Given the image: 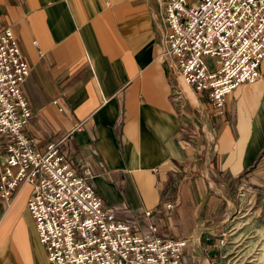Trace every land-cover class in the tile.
<instances>
[{"label":"crops","instance_id":"crops-1","mask_svg":"<svg viewBox=\"0 0 264 264\" xmlns=\"http://www.w3.org/2000/svg\"><path fill=\"white\" fill-rule=\"evenodd\" d=\"M0 16L30 69L24 132L40 148L61 141L118 217L151 210L161 234L188 239L184 264H220L216 214L264 192V57L219 116L158 56L156 0H0ZM31 192L0 200V264H50Z\"/></svg>","mask_w":264,"mask_h":264},{"label":"built area","instance_id":"built-area-1","mask_svg":"<svg viewBox=\"0 0 264 264\" xmlns=\"http://www.w3.org/2000/svg\"><path fill=\"white\" fill-rule=\"evenodd\" d=\"M156 1L164 27L158 56L179 85L224 115L226 97L261 77L264 0ZM29 71L0 16V200H10L24 184L32 187L27 209L49 263L184 264L188 239L161 234L151 210L143 219L118 217L96 191L90 169L73 165L61 141L40 148L24 132L32 117L22 91ZM178 201L174 195L165 209L173 210Z\"/></svg>","mask_w":264,"mask_h":264},{"label":"rangeland","instance_id":"rangeland-1","mask_svg":"<svg viewBox=\"0 0 264 264\" xmlns=\"http://www.w3.org/2000/svg\"><path fill=\"white\" fill-rule=\"evenodd\" d=\"M248 194L252 196L246 202L233 204L213 219L214 227L223 220L218 241L220 264H264V192Z\"/></svg>","mask_w":264,"mask_h":264}]
</instances>
